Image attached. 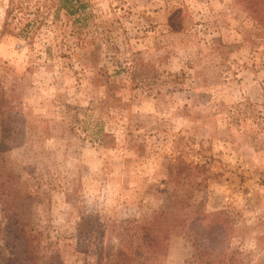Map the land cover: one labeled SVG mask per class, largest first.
Returning a JSON list of instances; mask_svg holds the SVG:
<instances>
[{"label":"rangeland","instance_id":"374dc122","mask_svg":"<svg viewBox=\"0 0 264 264\" xmlns=\"http://www.w3.org/2000/svg\"><path fill=\"white\" fill-rule=\"evenodd\" d=\"M131 236L264 264V0H0V264Z\"/></svg>","mask_w":264,"mask_h":264},{"label":"trees","instance_id":"16d2710c","mask_svg":"<svg viewBox=\"0 0 264 264\" xmlns=\"http://www.w3.org/2000/svg\"><path fill=\"white\" fill-rule=\"evenodd\" d=\"M7 12L9 14L10 12L9 9L7 10ZM141 232H142V235L136 236L138 244L142 246L151 247V248L157 245L156 238L153 235L152 233L153 231L151 229L147 228V229L142 230ZM132 238L134 237L131 236L130 238L124 241V244L119 247L117 254L115 256H113L111 253H107V254L104 253L103 255V253L101 252L99 255L100 262L101 260H103V257H104V264H130V260L132 257V252H131V249H132L131 243L133 241ZM52 257L53 258L49 260L48 264H65L60 259L56 260L54 256ZM67 264H70V263H67ZM85 264H91V263L87 262Z\"/></svg>","mask_w":264,"mask_h":264}]
</instances>
